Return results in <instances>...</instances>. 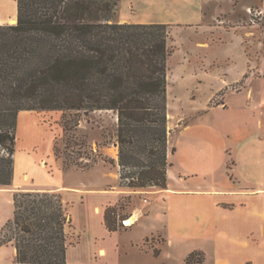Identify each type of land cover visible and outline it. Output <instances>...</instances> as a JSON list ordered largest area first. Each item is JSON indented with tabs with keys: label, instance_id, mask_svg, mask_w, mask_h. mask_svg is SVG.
Wrapping results in <instances>:
<instances>
[{
	"label": "rangeland",
	"instance_id": "374dc122",
	"mask_svg": "<svg viewBox=\"0 0 264 264\" xmlns=\"http://www.w3.org/2000/svg\"><path fill=\"white\" fill-rule=\"evenodd\" d=\"M186 2L196 3L123 0L115 17L121 23L169 26L168 152H178L171 170L181 182L168 180L163 193L120 186L113 112H26L18 118V178L10 193L0 191V216L13 217L14 196L20 192L52 191L68 204L72 261L186 264L192 252H200L203 262L194 264H264V195L249 192L264 184V0H210L203 12ZM207 108L224 111L202 120ZM198 121L194 131L209 145L185 146L192 131L181 129ZM66 156L68 170L63 169ZM216 190L251 197L211 192ZM109 191L118 197H103ZM111 207L117 209L116 221L134 217L135 226L109 232L104 215ZM12 235L1 229L0 244ZM99 248L107 251L105 258L98 256ZM12 255L11 248L4 249L0 260Z\"/></svg>",
	"mask_w": 264,
	"mask_h": 264
},
{
	"label": "trees",
	"instance_id": "16d2710c",
	"mask_svg": "<svg viewBox=\"0 0 264 264\" xmlns=\"http://www.w3.org/2000/svg\"><path fill=\"white\" fill-rule=\"evenodd\" d=\"M13 1L16 24L0 25V188L14 182L21 112L106 111L117 116L120 186L166 190L169 26L115 21L122 0ZM54 153L61 158L56 147ZM116 215V207L105 212L109 232L129 227L123 222L130 217ZM71 222L61 194H16L2 228L13 235L0 244L12 243L16 259L6 264H67ZM200 256L192 252L186 264L202 263Z\"/></svg>",
	"mask_w": 264,
	"mask_h": 264
},
{
	"label": "crops",
	"instance_id": "0c3cea01",
	"mask_svg": "<svg viewBox=\"0 0 264 264\" xmlns=\"http://www.w3.org/2000/svg\"><path fill=\"white\" fill-rule=\"evenodd\" d=\"M123 1V0H122ZM149 1V0H147ZM210 0H195V5L191 4V3H188L186 2V4H188V6H190L192 9L196 10L197 11H200V12H203V10L206 8V6L208 5V2ZM0 24H7V23H10L9 20L10 19H17V4L15 1L13 0H0ZM120 7V5H119ZM118 7V9H119ZM152 8V6H151ZM134 9H135V6H134ZM129 23H136V24H146V23H152V22H143V21H137V22H129ZM205 45V44H203ZM221 80H223V84L224 82L227 83L228 82V79L225 78V76H223L221 78ZM219 110H222L224 111V109H220V108H207L206 109V113L201 117V119H206L209 115L212 114V112L214 111H219ZM227 110V109H226ZM26 112H21L20 113V116L22 114H25ZM19 116V117H20ZM201 120V121H202ZM200 122L198 121L197 123H194V124H191V125H186L184 126L181 131H184V132H191L192 134L191 135H187L186 136V139H185V146H197V145H200V146H203V145H209V142L207 141V137H204L202 136L201 134L199 133H196V131H194V129L196 128V126L199 124ZM212 127L210 126L207 127V129H211ZM176 151V149H175ZM173 152V153H169L168 152V162L170 164V167L168 168V171H167V175H168V180L171 181L173 180V178L176 179V181L178 182H181V180L179 178L176 177V174H174V172H172L171 170V165L174 166L175 164L174 163H171L175 158V155L178 153L177 151L176 152ZM179 151V150H178ZM176 162V166L181 169L182 168V163H181V160L178 158V160L175 161ZM16 161H15V174H14V184L17 182V173H16ZM166 190H169V189H166ZM0 191L1 192H7V193H10L8 191V188H0ZM41 191V190H40ZM42 191H46V190H42ZM162 193L164 192V190H161ZM52 192V191H51ZM77 192V191H75ZM196 192H209V191H202V190H196ZM212 193H227V195H224V196H227V197H230V198H236V197H244V196H248V197H251L250 195H237L235 193H237L238 191H235V190H232V191H219V190H216V191H211ZM249 192H258L260 194L258 195H264V184H261V187L256 189V190H252V191H249ZM103 197L105 198H116L118 197L117 193L115 192H104L103 193ZM196 196H202V194H197ZM95 214L96 215H99V208L98 207H95ZM10 218H12V216H5V215H2L0 216V230L3 228V226L10 220ZM129 219H132L133 220V224L132 225H128L129 227L128 228H132L135 226V218L134 217H130L128 219H126L125 221L128 222ZM11 248L13 250V255L11 257V259L9 261H2L0 260V263H13L16 259V250L13 246H10V247H7V246H2L0 247V251H3L4 249H9ZM98 256L100 258H105L107 256V251L104 249V248H99V254ZM79 258H81L80 256H78ZM67 264H85V263H80L81 261H78V260H75V261H72L70 260V251L68 250L67 252ZM101 261V260H100ZM104 263V262H103ZM104 264H107V263H104Z\"/></svg>",
	"mask_w": 264,
	"mask_h": 264
},
{
	"label": "bare ground",
	"instance_id": "6f19581e",
	"mask_svg": "<svg viewBox=\"0 0 264 264\" xmlns=\"http://www.w3.org/2000/svg\"><path fill=\"white\" fill-rule=\"evenodd\" d=\"M127 223H128V225H132L133 224V220L132 219H129Z\"/></svg>",
	"mask_w": 264,
	"mask_h": 264
}]
</instances>
